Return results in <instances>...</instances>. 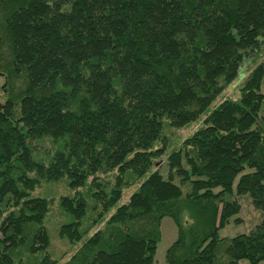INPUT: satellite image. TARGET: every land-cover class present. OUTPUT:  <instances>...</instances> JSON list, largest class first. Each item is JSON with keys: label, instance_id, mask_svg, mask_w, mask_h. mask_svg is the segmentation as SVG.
<instances>
[{"label": "trees", "instance_id": "16d2710c", "mask_svg": "<svg viewBox=\"0 0 264 264\" xmlns=\"http://www.w3.org/2000/svg\"><path fill=\"white\" fill-rule=\"evenodd\" d=\"M0 77V264L264 263V0H0Z\"/></svg>", "mask_w": 264, "mask_h": 264}, {"label": "rangeland", "instance_id": "374dc122", "mask_svg": "<svg viewBox=\"0 0 264 264\" xmlns=\"http://www.w3.org/2000/svg\"><path fill=\"white\" fill-rule=\"evenodd\" d=\"M252 59V58H251ZM251 59H247L243 64V67L240 69V77H243L245 73L244 70L247 69L248 62ZM4 83V79L0 77V100H3L4 93L1 89V86ZM235 89L226 90L223 96H234ZM222 96V97H223ZM202 122L192 123L191 125L184 127L179 130H173L171 128L166 129V136L171 143V146L174 147L178 145L183 139L190 136L193 132H195L200 126ZM50 147V144H48ZM164 161H162L163 163ZM109 178L112 179L113 175H109ZM136 187L127 188L124 191L123 201H127L130 194L135 190ZM52 191L54 197H58L60 194L67 193L66 187L63 184L60 185H44L40 188V194H43L42 191ZM239 201L241 203V211L235 217L240 216V223H235L234 218L231 220L229 224H227L224 228H222L219 232L220 237L222 238H231L236 236L237 234H242L250 231L256 224H258L262 219H264V210L255 209L251 204V199L248 195L240 196ZM63 219L61 218L60 209L57 203H55L52 207V210L48 217V225L52 232V251L56 258H59L63 255L65 251L70 248V244L67 240L61 239L58 235V225ZM161 232L162 238L158 244L154 264H168L166 261V252L169 246L176 240L177 238V227L173 221V219L169 216H166L162 219L161 223ZM238 264H250L247 260H241ZM264 264V263H262Z\"/></svg>", "mask_w": 264, "mask_h": 264}]
</instances>
